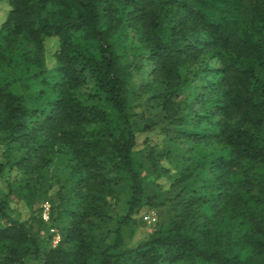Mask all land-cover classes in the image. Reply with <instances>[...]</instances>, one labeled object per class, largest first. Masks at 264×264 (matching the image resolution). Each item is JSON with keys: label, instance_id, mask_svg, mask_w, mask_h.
I'll return each mask as SVG.
<instances>
[{"label": "trees", "instance_id": "1", "mask_svg": "<svg viewBox=\"0 0 264 264\" xmlns=\"http://www.w3.org/2000/svg\"><path fill=\"white\" fill-rule=\"evenodd\" d=\"M0 8V70L24 64L16 78L0 80L3 155L10 148L25 151L19 159L8 158L9 167L28 166L33 158L36 166L45 167L57 146L81 136V126L100 125L73 149L76 168L91 178L102 173L104 159H116L113 166L125 172L130 185L111 245L94 256L92 243L77 225V232L64 239L71 247L48 251L44 264H264V0H0ZM116 29L138 35L153 67V82L161 89L155 97L167 113L182 89V69L202 57L217 62L210 69L214 80L198 94L203 112L193 118L171 113L170 119L186 127L206 124L199 132L185 128L178 133L226 150L209 160L213 181L200 186L197 176L189 180L188 165L170 185L180 186L176 202L200 201L210 211L208 222L199 227L192 220H174L126 249H121L123 228L157 195L145 194L134 157L139 129L130 111L128 66L111 43ZM80 38L96 47L95 55L81 49ZM48 39L57 45L52 68L46 65ZM24 43L30 45L27 52ZM88 78L110 111L74 97ZM34 86L56 93L55 98L41 107L28 106L24 98ZM6 183L0 193V264H28L39 252V230L33 232L8 211L9 197L27 182L23 185L14 175ZM224 210L230 219L240 217L237 234H222L221 224L215 225Z\"/></svg>", "mask_w": 264, "mask_h": 264}, {"label": "rangeland", "instance_id": "2", "mask_svg": "<svg viewBox=\"0 0 264 264\" xmlns=\"http://www.w3.org/2000/svg\"><path fill=\"white\" fill-rule=\"evenodd\" d=\"M2 12L0 8V22ZM79 41L83 51L95 55L96 47L93 44L86 43L81 38ZM111 43L121 55L122 62L128 66L130 73L127 80L129 105L133 120L139 129L134 157L144 182V191L148 196L157 195L151 206L145 207L144 212L137 216L134 222L123 228L121 249H126L157 234L174 220H192L194 224L200 225L199 227H202L204 221L208 222L210 211L202 207L200 201L193 204L185 203L183 205L189 206L184 209L185 206L174 199L180 186L172 188L170 185L177 177L178 170L188 165H191L189 180L197 176L200 186L213 181L214 174L212 175L209 160L219 154L226 155V150L217 145L194 142L178 133L185 128L199 132L207 128L206 124L203 123L198 128L186 127L176 122L171 123L170 119L171 113L176 118L178 116L193 118L194 113L203 112L197 98L198 94L203 93L205 84L214 80L210 69L218 65L215 60L202 57L198 62L182 69V89L173 100L172 112L167 113L162 110L160 100L155 97L161 89L153 82V67L138 35L130 29L125 31L116 29ZM56 49L55 39L45 41L48 68L55 65ZM22 50L29 51L30 45L24 43ZM23 69L24 64L21 61L20 64L0 70V80L7 76L16 78ZM40 90L44 93H39ZM73 94L83 104L107 109L108 104L104 96L96 90L90 78L84 86L75 89ZM55 96L56 93L34 86L24 100L28 106L35 108L43 106L49 98ZM191 102H194L192 111L188 109ZM107 111H110V108ZM99 128L100 125L81 126L78 129L81 136L57 146L55 152L47 156L48 163L42 168L35 165V158L28 166L10 168L7 159H19L25 151L10 148L4 156L3 148L0 146V163L3 164L0 171V193L6 191V182L12 180L14 175H17L23 185L27 182V187H22L16 196L9 197L8 211L14 219L25 221L33 232L39 230V252L29 257L28 264H44L48 251L56 248L66 250L71 247L64 239L77 225L79 227L76 229L80 231V235L92 243L94 256L97 249L113 243L118 221L125 213L131 193L127 176L120 168L113 166L112 162H116V159L110 161L104 159L102 173L87 178L85 169L76 168L78 160L72 154L76 146H80L97 133ZM211 152L213 155L209 154ZM163 169L169 172L164 173ZM45 207L49 210L47 221L42 219ZM229 217L230 214L224 210L222 221L217 220L215 225L220 223L221 233H228L230 236L237 234L235 222L240 217L233 219ZM152 218L156 221L151 222ZM76 229L73 231L77 232ZM2 258L3 255L0 253V261Z\"/></svg>", "mask_w": 264, "mask_h": 264}, {"label": "built area", "instance_id": "3", "mask_svg": "<svg viewBox=\"0 0 264 264\" xmlns=\"http://www.w3.org/2000/svg\"><path fill=\"white\" fill-rule=\"evenodd\" d=\"M42 219L44 221H47L49 219V210H48V207H45V210L43 211V214H42ZM156 219L155 218H152L151 219V222H155ZM58 240H56L55 242L57 243Z\"/></svg>", "mask_w": 264, "mask_h": 264}]
</instances>
